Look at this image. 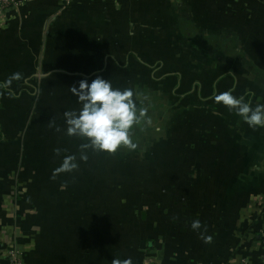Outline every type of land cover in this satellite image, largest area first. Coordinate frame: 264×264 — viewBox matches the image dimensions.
<instances>
[{
    "label": "crops",
    "instance_id": "0c3cea01",
    "mask_svg": "<svg viewBox=\"0 0 264 264\" xmlns=\"http://www.w3.org/2000/svg\"><path fill=\"white\" fill-rule=\"evenodd\" d=\"M9 21L0 264L13 247L23 264H261L264 127L214 96L264 104V0H30ZM97 76L148 100L138 172L109 175L111 153L66 132L71 89Z\"/></svg>",
    "mask_w": 264,
    "mask_h": 264
},
{
    "label": "clouds",
    "instance_id": "9594fccd",
    "mask_svg": "<svg viewBox=\"0 0 264 264\" xmlns=\"http://www.w3.org/2000/svg\"><path fill=\"white\" fill-rule=\"evenodd\" d=\"M72 92L78 97L80 108L64 113L68 135L85 138L87 143L82 149L91 147L95 151L115 153L122 146L135 148L132 133L141 126L144 110L138 109L132 89L114 88L110 79L97 76L89 82L81 80ZM234 89L219 93L214 100L222 103L248 124L249 127H264V104L252 106L244 96H234ZM137 98L139 93H136ZM86 159V156L82 157ZM68 158L64 169L75 168ZM192 227L199 228V221H193Z\"/></svg>",
    "mask_w": 264,
    "mask_h": 264
},
{
    "label": "built area",
    "instance_id": "2783aa9c",
    "mask_svg": "<svg viewBox=\"0 0 264 264\" xmlns=\"http://www.w3.org/2000/svg\"><path fill=\"white\" fill-rule=\"evenodd\" d=\"M30 0H0V28H5L9 24V13L17 11L23 4ZM115 1V0H113ZM119 4L118 1L114 2ZM112 4V3H110ZM261 247V264H264V219L262 216V225L259 230ZM8 264H23L22 252L18 247H13L8 251ZM248 264V263H244Z\"/></svg>",
    "mask_w": 264,
    "mask_h": 264
},
{
    "label": "trees",
    "instance_id": "16d2710c",
    "mask_svg": "<svg viewBox=\"0 0 264 264\" xmlns=\"http://www.w3.org/2000/svg\"><path fill=\"white\" fill-rule=\"evenodd\" d=\"M138 85H139L141 90L143 88L147 89V87L145 85H143V84H139L138 83ZM141 100H144V98H141ZM147 102H148V100H146V102L143 103V106L141 107V109L142 108H145V109L147 108ZM145 112L147 113L148 111H145ZM139 134H141V133L140 132H135V134H134V132L132 133L133 143L134 144H139L140 141L144 142L143 145L140 146V149L141 150L143 149V151L145 153H147V146L146 145L148 144V142H147L146 139H143L142 137L136 136V135H139ZM136 151L138 152L136 147L135 148H131V147L122 146L115 153L109 154L108 155V162H107L108 174L110 175V174L114 173L112 171H114L117 166H118V171L117 172L124 171V170L126 171L127 167L129 169L133 170L134 172H138L139 170H141V168L138 166V164H134V162H126V158L130 157L132 155V153H135ZM121 155L125 156V161H121V163H116L115 162L116 159L119 162ZM119 166H121L122 169ZM93 168L94 169L95 168L99 169V164L98 163H93ZM119 169H121V170H119ZM124 173L126 174V172H124Z\"/></svg>",
    "mask_w": 264,
    "mask_h": 264
}]
</instances>
